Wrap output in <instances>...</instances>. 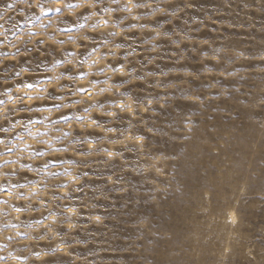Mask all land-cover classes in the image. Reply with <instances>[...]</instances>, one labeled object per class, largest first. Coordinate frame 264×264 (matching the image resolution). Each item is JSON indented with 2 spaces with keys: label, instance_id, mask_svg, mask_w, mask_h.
<instances>
[{
  "label": "rangeland",
  "instance_id": "1",
  "mask_svg": "<svg viewBox=\"0 0 264 264\" xmlns=\"http://www.w3.org/2000/svg\"><path fill=\"white\" fill-rule=\"evenodd\" d=\"M0 264H264V0H0Z\"/></svg>",
  "mask_w": 264,
  "mask_h": 264
},
{
  "label": "bare ground",
  "instance_id": "2",
  "mask_svg": "<svg viewBox=\"0 0 264 264\" xmlns=\"http://www.w3.org/2000/svg\"><path fill=\"white\" fill-rule=\"evenodd\" d=\"M232 212V211H231ZM230 214V213H229Z\"/></svg>",
  "mask_w": 264,
  "mask_h": 264
}]
</instances>
